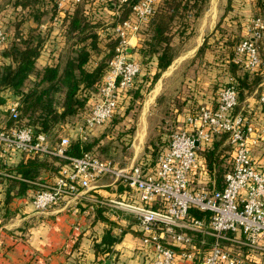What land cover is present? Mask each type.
Returning a JSON list of instances; mask_svg holds the SVG:
<instances>
[{
	"label": "built area",
	"instance_id": "2783aa9c",
	"mask_svg": "<svg viewBox=\"0 0 264 264\" xmlns=\"http://www.w3.org/2000/svg\"><path fill=\"white\" fill-rule=\"evenodd\" d=\"M86 1L57 3L63 13ZM105 1L116 5L118 11L130 2ZM159 1L139 0L127 18L109 27L118 42L85 124L78 127L81 137L87 138L113 117L142 71V63L131 58L128 47ZM7 41L0 23V46ZM235 53L236 61L248 72L262 64L264 13L248 20L247 35ZM261 99L264 101V96ZM239 101L236 81L231 80L221 87L215 105H201L186 117L184 125L172 131L154 164L141 160L123 168L90 153L68 155L70 138L66 133L53 146L45 131L22 119L20 101H16L8 109L12 123L0 127V157L55 154L68 160L53 181L38 183L32 203L41 213L61 204L75 207L105 177L124 185L129 192L126 200L102 198L97 204L133 216L150 264H188L198 259L202 264H260L256 256L264 257V168L253 152L264 131L257 129L244 107L238 109ZM224 136L232 149V167L219 187L201 151ZM192 208L202 216L191 213ZM207 237L213 240L204 253L201 245L207 243ZM110 264L122 263L114 259Z\"/></svg>",
	"mask_w": 264,
	"mask_h": 264
},
{
	"label": "crops",
	"instance_id": "0c3cea01",
	"mask_svg": "<svg viewBox=\"0 0 264 264\" xmlns=\"http://www.w3.org/2000/svg\"><path fill=\"white\" fill-rule=\"evenodd\" d=\"M235 1L237 0H207L201 13L192 22L193 32L183 48L147 92L153 100L148 106H144V110L142 108L144 120L151 105H159L166 99V94H170L168 79L179 70L185 82L181 83L180 89L174 91L173 96L169 95L171 99L167 109L174 116L171 120V123L174 121L171 132L184 125L186 117L196 108L216 104L221 87L238 77L230 70L229 64L237 65V74L248 72L241 62L236 61L235 47L247 35L248 20L261 15L263 9L259 0L249 2V7L245 6L247 11ZM81 6L89 12L93 22H100L96 33L103 42L116 39L109 27H113L122 17L127 18L130 15L127 9L118 11L116 5L105 0H87L81 3ZM74 8L73 5L62 13L57 6V13L52 19H44L39 24L32 20L29 22L30 25H37L46 34L38 58L39 65L53 66L64 58L63 53L69 43L64 22L68 15L73 13ZM190 19L193 20L192 16ZM150 22L151 19L142 24L139 34L132 38L128 47L131 58L140 62L141 40ZM229 40L236 41L231 51L229 46L224 44ZM215 41H219V46L210 47L204 55L197 57L204 43ZM156 65V59H152L149 65L150 73L156 70ZM142 69L146 70V67L143 65ZM216 71L219 80L216 79L217 73L214 74ZM199 73H205L207 76L204 81ZM3 95L5 102L0 105V127L9 125L8 109L13 102L19 101V97L11 93ZM262 96L264 69L261 81L254 89L246 91L238 107L245 108L246 115L260 131H264ZM166 114L168 116V113ZM165 119L164 117L163 120ZM63 132L71 135L72 129L65 126ZM76 134H79L78 128ZM25 156L27 157L18 155L10 159L0 157V264H110L114 259L122 264H150L143 248L140 226L133 216L123 211L114 213L109 208L97 204V200L102 198L126 200L129 192L124 185L116 183L111 177H105L99 186L82 196L80 203L75 207L61 204L47 212H37L32 201L38 183L53 181L60 169L45 170L35 180L25 178L16 169ZM253 156L264 168V132ZM5 173L12 174L13 177ZM9 178L16 182L10 194ZM20 181L29 184L22 194L18 191ZM107 236L112 242H107ZM212 240V237H207V243L201 245L202 252L207 251ZM256 257L260 264H264V257ZM188 264H202V261L198 259Z\"/></svg>",
	"mask_w": 264,
	"mask_h": 264
},
{
	"label": "trees",
	"instance_id": "16d2710c",
	"mask_svg": "<svg viewBox=\"0 0 264 264\" xmlns=\"http://www.w3.org/2000/svg\"><path fill=\"white\" fill-rule=\"evenodd\" d=\"M138 1L130 0L124 8L131 11L132 6ZM206 2L207 0H160L158 2L145 36L141 40L139 51L142 55V67L144 65L146 70L137 75L129 90H132L129 110L136 102L138 107L142 106L145 93L152 88L161 73L171 65L192 34V22L201 13ZM259 3L264 13V0H259ZM5 4L12 5L16 17L9 21L8 28H5L9 37L7 45L0 46V105L5 102L4 93L18 96L22 119L39 130L45 131L54 146L61 140L65 126L77 129L85 124L91 106L101 89L118 40L103 42L96 33V27L100 22H93L89 12L81 4H76L73 13H70L64 22L65 33L69 40L63 53L64 58L53 66L39 65L38 58L46 40V34L37 25H30L29 22L32 20L39 24L44 19H52L57 13V0H5ZM10 27H13L10 29L12 34H9ZM235 42L229 40L224 44L228 45L231 51L230 46L236 44ZM219 44V41L204 43L197 57L204 55L208 48H215ZM152 59H156L157 65L156 70L150 73L149 65ZM262 60V64L253 73L237 74V65L229 64L230 70L238 75L235 81L240 101L245 97L246 91L254 89L261 81L264 55ZM61 94H63L62 97ZM196 110L198 108L194 111ZM117 111L113 117L116 116ZM166 113L168 118L174 119L169 109ZM173 122L166 124V119L163 120L162 129L154 139H160L164 145H168L167 138L172 133ZM8 123H12L10 118ZM104 136L94 139L90 135L83 138L76 134L66 152L75 157L85 153L98 157L94 150L98 149L97 146L103 141ZM155 144L156 140H153L147 145L149 151L152 146L151 164H154L158 158L154 151ZM217 148L218 143L214 142L201 151L209 172L214 170V162L219 154ZM66 162H68L66 158L55 154L27 155L16 169L23 177L35 180L43 171L50 168L58 171ZM231 167L232 163L229 169ZM8 180L11 182L10 194L16 182L10 178ZM223 185L224 183L218 181L219 187ZM28 186V183L20 181L19 193H24ZM190 212L197 217L202 216V212L197 209L192 208ZM106 240L112 242L109 236Z\"/></svg>",
	"mask_w": 264,
	"mask_h": 264
},
{
	"label": "rangeland",
	"instance_id": "374dc122",
	"mask_svg": "<svg viewBox=\"0 0 264 264\" xmlns=\"http://www.w3.org/2000/svg\"><path fill=\"white\" fill-rule=\"evenodd\" d=\"M235 2L240 6L242 5L244 7V10L247 11V7L245 6L249 7V4L252 2V0H237ZM0 9V23L4 28L7 29V23L14 17H16V12L11 4H5V0H0ZM130 12L131 11H129V13ZM12 28L13 27L9 28V34H12V31L10 30ZM116 45L114 46L113 53L115 51ZM230 49H233L232 44L230 46ZM143 71L144 69L142 70V72ZM178 72H176L177 74H170L171 76L168 79L170 94L166 92V99L159 105H151L150 109L146 113L145 120L142 115V108L144 110V106H148V104H150V102L153 100L152 96L149 98L150 95L146 92L142 106L138 107V102H136L134 103L133 108L129 110L128 105L132 97V90L127 92L126 97L123 99L118 108V113L116 114V116H114L113 119L107 121L103 126L94 130V132L90 135V137L94 139L100 137L101 135H105L103 137V141L99 143V146H97L98 149L94 150V152H96L100 159H110L122 168L130 167L134 163H137L141 160L151 163L153 159V155L151 154L152 146L150 147L149 151L147 150V145H149V143L153 140H156V149L154 148V151L157 155L156 157L159 156L160 152L167 145H164V143L161 142L160 139L154 138L157 133H159L160 129H162L161 121L164 117L168 119V121H166V124L171 123V119L166 116L167 105L171 99L170 97L174 95V91L180 89L181 83L184 84L185 82L183 80V74L181 73V71L179 73ZM215 73H217L216 79L219 80L218 72L216 71L214 72V74ZM140 75H142V73ZM201 77L204 81V77L206 78L207 76L205 75V73H202ZM213 86L214 84H212V89ZM142 120H144L145 123ZM69 128H72V126ZM63 134L64 132L62 133V135ZM66 134L69 135L67 132ZM75 135L76 129L72 128L71 135H69L70 141L74 139ZM163 139L165 140L166 138ZM225 140L226 137L224 136L215 141L216 143H218L217 153L219 154L215 159L214 163L216 165L214 164L213 171L215 172L217 180L221 183L224 182V174L229 169L232 163V149L231 146L225 142ZM167 141H170V137L167 138Z\"/></svg>",
	"mask_w": 264,
	"mask_h": 264
}]
</instances>
